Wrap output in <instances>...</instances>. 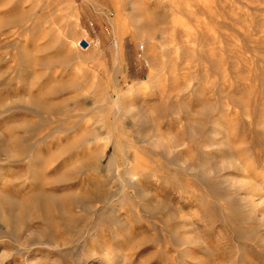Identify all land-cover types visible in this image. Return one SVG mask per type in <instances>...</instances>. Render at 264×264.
Masks as SVG:
<instances>
[{
  "label": "rangeland",
  "instance_id": "1",
  "mask_svg": "<svg viewBox=\"0 0 264 264\" xmlns=\"http://www.w3.org/2000/svg\"><path fill=\"white\" fill-rule=\"evenodd\" d=\"M0 264H264V0H0Z\"/></svg>",
  "mask_w": 264,
  "mask_h": 264
},
{
  "label": "bare ground",
  "instance_id": "2",
  "mask_svg": "<svg viewBox=\"0 0 264 264\" xmlns=\"http://www.w3.org/2000/svg\"><path fill=\"white\" fill-rule=\"evenodd\" d=\"M12 32V31H11ZM44 202V201H43ZM49 203V202H48ZM40 206V205H39ZM43 214L45 215V219H51L54 216V209H52L51 205L44 204L43 207Z\"/></svg>",
  "mask_w": 264,
  "mask_h": 264
},
{
  "label": "built area",
  "instance_id": "3",
  "mask_svg": "<svg viewBox=\"0 0 264 264\" xmlns=\"http://www.w3.org/2000/svg\"><path fill=\"white\" fill-rule=\"evenodd\" d=\"M112 14L110 11H107L106 17H110ZM86 41V40H85ZM143 46H140V50L138 51V55L141 56Z\"/></svg>",
  "mask_w": 264,
  "mask_h": 264
},
{
  "label": "water",
  "instance_id": "4",
  "mask_svg": "<svg viewBox=\"0 0 264 264\" xmlns=\"http://www.w3.org/2000/svg\"><path fill=\"white\" fill-rule=\"evenodd\" d=\"M81 45H82V46H86V45H87V41H85V40H81Z\"/></svg>",
  "mask_w": 264,
  "mask_h": 264
}]
</instances>
